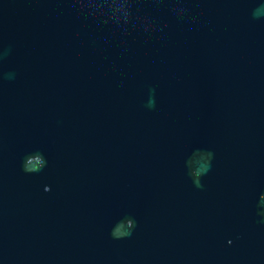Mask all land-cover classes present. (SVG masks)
<instances>
[{
    "label": "water",
    "instance_id": "water-1",
    "mask_svg": "<svg viewBox=\"0 0 264 264\" xmlns=\"http://www.w3.org/2000/svg\"><path fill=\"white\" fill-rule=\"evenodd\" d=\"M0 264H264V0H0Z\"/></svg>",
    "mask_w": 264,
    "mask_h": 264
}]
</instances>
